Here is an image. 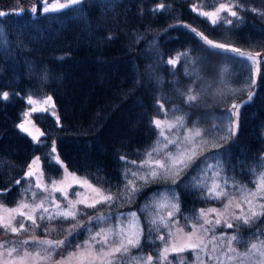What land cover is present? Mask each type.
<instances>
[{
  "label": "trees",
  "instance_id": "obj_1",
  "mask_svg": "<svg viewBox=\"0 0 264 264\" xmlns=\"http://www.w3.org/2000/svg\"><path fill=\"white\" fill-rule=\"evenodd\" d=\"M220 6L216 20L202 13ZM204 39L261 53L258 76L248 59L211 49ZM46 96L55 103L56 115L34 112L41 133L31 137L22 125L27 102ZM234 103H243L238 117ZM163 115L171 127L155 124ZM193 126L200 127L202 137L221 136L223 142L197 164L170 174L165 160L176 156ZM35 156L48 180L65 166L110 195L122 194L114 206L77 212L64 242L73 246L77 232L87 237L94 224L83 219L86 212L106 214L121 224L135 215L140 239L105 264H149L148 252L157 263L160 240L167 234L155 220L160 197L179 202L175 217L196 215L199 201L211 198L201 193L203 184L240 187L242 177L263 170L264 0H80L55 12L0 13L4 202L32 194L38 198L41 190L27 172ZM207 158L211 161L205 164ZM158 159L162 165H155ZM37 219L39 236L57 225L42 210ZM247 230H239L235 242ZM92 237L95 233L88 240ZM11 238L20 248V236L15 239L5 230L0 248L8 251Z\"/></svg>",
  "mask_w": 264,
  "mask_h": 264
},
{
  "label": "rangeland",
  "instance_id": "obj_2",
  "mask_svg": "<svg viewBox=\"0 0 264 264\" xmlns=\"http://www.w3.org/2000/svg\"><path fill=\"white\" fill-rule=\"evenodd\" d=\"M25 1L0 2V13L21 12L27 9L34 13L55 12L68 8L79 0ZM223 8L224 6H220L208 13H202L216 20L221 16L220 11ZM225 11L229 15L234 14L229 6ZM204 41L209 46L227 49L226 51L248 59L253 67V75L257 77V63L259 64L262 57L261 53L238 51L221 43L206 39ZM194 73L196 74L195 69ZM214 95L215 93L212 97L216 99ZM236 104H233L232 110L237 116L239 104ZM40 110L56 113L51 97L28 100L22 125H25L23 130L31 137H37L41 133L32 119L33 113ZM154 121L163 129L173 125L166 115ZM233 131H237L236 126ZM222 142L221 136L202 137L200 127H188L180 151H175L176 156L165 160L169 165V173H180L190 165L197 164L203 160L199 157L209 154L211 147H217ZM162 161L164 160L158 159L155 165H162ZM204 161L208 164L211 159ZM41 162L39 157H33L28 170V174L34 179V185L41 190L38 198L32 194L20 197L19 201L6 203L0 197V232L8 231L11 237L15 236L16 239L18 235L19 242L23 241L20 248H16L14 245L17 243L11 238L13 247L10 246L8 251L0 248V264H105L113 262L121 249L138 242L140 224L135 215L129 216L125 223L121 224L111 222L106 214L100 212L95 215L93 212H86L83 219L92 220L94 224L93 228H88L87 237L84 233L77 232L73 246L64 242V232H70L68 228L72 225L69 221L76 217L77 212L95 205L114 206L122 194L110 195L65 166H62L57 178L48 180L42 174ZM261 167L263 170L252 177H242L240 187L219 188L215 183L203 184L201 193L211 198L199 201L202 205L196 209V215L175 217V208L179 202L177 203L175 198L169 200L160 197L155 220L159 225L166 227L167 234L160 240L155 264H264V238L261 234L264 233V163ZM41 210L46 220L57 221V225L50 224L48 228L41 230L42 236H39L37 217L41 215ZM18 227H22L23 231L18 230ZM243 228H247V232L240 241L235 242L234 237H237V232ZM94 233L96 237L88 240ZM245 239L247 240L244 242ZM17 249L19 251H16ZM147 255L152 259L149 264H152L153 258L149 252Z\"/></svg>",
  "mask_w": 264,
  "mask_h": 264
},
{
  "label": "water",
  "instance_id": "obj_3",
  "mask_svg": "<svg viewBox=\"0 0 264 264\" xmlns=\"http://www.w3.org/2000/svg\"><path fill=\"white\" fill-rule=\"evenodd\" d=\"M41 264H45V263H41Z\"/></svg>",
  "mask_w": 264,
  "mask_h": 264
}]
</instances>
